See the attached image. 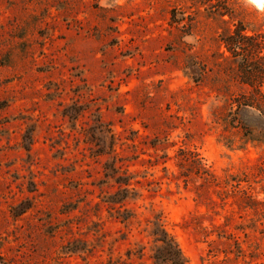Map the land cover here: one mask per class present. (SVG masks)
Returning <instances> with one entry per match:
<instances>
[{"label": "rangeland", "instance_id": "obj_1", "mask_svg": "<svg viewBox=\"0 0 264 264\" xmlns=\"http://www.w3.org/2000/svg\"><path fill=\"white\" fill-rule=\"evenodd\" d=\"M237 22L264 41L250 0H0V264H154L155 218L188 264H264V207L235 205L264 202V144L231 125L264 43L232 58Z\"/></svg>", "mask_w": 264, "mask_h": 264}, {"label": "trees", "instance_id": "obj_2", "mask_svg": "<svg viewBox=\"0 0 264 264\" xmlns=\"http://www.w3.org/2000/svg\"><path fill=\"white\" fill-rule=\"evenodd\" d=\"M245 31L246 28L242 23L237 22L232 35L221 38L222 45L234 59L243 57L245 53L257 56L260 54V51H262L261 46L264 43L263 40H260L262 37H258L255 34L252 36H245ZM245 46L249 47L248 52L244 49ZM248 67L250 68L251 66ZM250 70L252 69L250 68ZM242 74V78L239 76L241 83L248 86L251 91L248 94H240L239 97L234 100L233 103L236 105L234 116L236 118L231 125H235L232 127L240 131L245 141L264 144V92L259 85L260 83H264L262 82L263 75L261 72H245V74ZM245 115L257 117H253V120H244L242 117ZM178 159V167L181 170V176L186 179L185 183H187L190 173H193L202 180L200 188H203V191L199 194V198L209 195L211 190V193H216L217 195L221 194L220 191L214 190L220 188L221 182L213 173L206 170L202 160L197 154L181 150L178 154ZM120 179L121 178L115 179L117 184H121ZM127 179L128 180L124 183L129 181V177ZM123 185L128 187V184ZM132 191L133 190L128 189L120 190L112 197L114 198L124 193V195H126L124 198L116 200L121 202L123 199H126ZM235 197L237 199L235 205L241 211L252 210L258 213L261 211L260 208L264 207V202L257 201L254 197L245 192H242L240 195H235ZM210 204L214 205L215 203L210 201ZM260 214L262 215L261 212ZM150 235L153 237L154 243L156 244L153 256L154 264H188L178 243L163 229L157 218L152 222Z\"/></svg>", "mask_w": 264, "mask_h": 264}, {"label": "bare ground", "instance_id": "obj_3", "mask_svg": "<svg viewBox=\"0 0 264 264\" xmlns=\"http://www.w3.org/2000/svg\"><path fill=\"white\" fill-rule=\"evenodd\" d=\"M250 1L256 5H259V6L263 5V3H264V0H250Z\"/></svg>", "mask_w": 264, "mask_h": 264}]
</instances>
